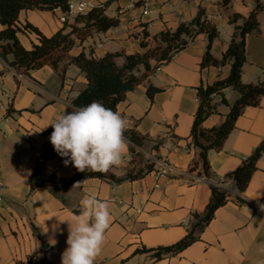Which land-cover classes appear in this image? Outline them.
Returning <instances> with one entry per match:
<instances>
[{"label":"crops","instance_id":"1","mask_svg":"<svg viewBox=\"0 0 264 264\" xmlns=\"http://www.w3.org/2000/svg\"><path fill=\"white\" fill-rule=\"evenodd\" d=\"M87 1L92 3L88 9L105 6L106 13L119 17L120 23L106 31L93 30L86 37L73 34L75 45L57 68L45 63L19 79L16 69L0 56V181L4 183L0 186V264H61L67 247L66 221L73 223V214H79L87 196L107 201L112 217L95 264H264V154L241 194L243 201L233 198L220 206L199 238L183 250L161 257L154 254L153 248L176 243L188 233L194 213L204 212L212 194L210 181L189 170L198 157L190 136L199 105L197 86L227 76L231 62L202 66L209 42L206 32L159 65V70L158 60L151 58L157 67L118 105L117 112L128 121V128L136 127L147 135L146 153L134 159L124 136L128 142L124 163L109 172L117 176H126L131 169L137 172L151 160L150 154L169 160L181 175H157L155 162L152 170L135 179L115 183L90 177L82 184H67L64 180L77 169L71 163L65 166L59 154L34 174L37 156L50 143L44 131L52 127L47 125L64 114L87 85L81 68L70 62L75 55L82 50L96 57L119 53L116 61L123 65L126 54L155 46L161 31L175 30L203 8L219 30L211 52L221 58L235 29L231 15L247 16L259 4L260 30L246 37L247 60L242 70L244 82L257 83L264 80V0ZM59 15L58 8L23 9L20 21H30L52 35L66 23ZM19 38L28 48L38 41L37 34L27 29ZM138 71L140 75L146 70L141 66ZM151 83L161 88L153 98L147 93ZM239 95L233 87L217 93L216 111L204 126L221 124ZM263 137L264 94L260 104L244 108L222 148L209 151L213 170L219 177H229Z\"/></svg>","mask_w":264,"mask_h":264},{"label":"trees","instance_id":"2","mask_svg":"<svg viewBox=\"0 0 264 264\" xmlns=\"http://www.w3.org/2000/svg\"><path fill=\"white\" fill-rule=\"evenodd\" d=\"M58 7L66 9L67 0H0V24H2V28H0V56L10 66L27 75H31V70L39 68L45 63H50L57 68L63 57L62 54L68 52L75 45L73 34L77 33L83 37L93 30L106 31L120 23L119 17L108 15L106 7L101 5L77 14L73 24L64 23L62 28L52 35L43 33L30 21L24 23L20 21V13L23 9L53 10ZM259 7L258 4L247 16L237 12L231 15L230 21L235 25V29L221 58L215 57L211 52L212 43L219 35V30L209 20L205 10L200 8L194 18L190 21L181 22L175 30L161 31L158 35L159 42L155 46L149 47L144 52L126 54V61L123 65L118 64L116 61V56L119 53L112 52L96 57L88 55L82 50L70 61L81 68L88 82L76 95L64 114L72 111L73 108L86 106L93 101H99L105 107L117 112L118 105L126 99L127 93L136 89L147 78L152 68L168 62L177 52L203 32L208 34L209 42L203 56L202 66L222 65L227 61L231 62L227 76L219 78L213 83H201L197 86L199 105L190 136L191 144L198 150V157L189 170L197 171L199 176H204L210 181L212 191L210 201L203 213H194V222L183 238L171 245H160L153 248L156 257L183 250L199 238V233L209 224L215 211L220 206L225 205L233 198L243 201L241 194L247 188L252 174L258 167V159L264 154L263 137L260 144L243 159L233 173L224 178L219 177L213 170L208 157L211 149L219 150L222 148L224 141L235 127L236 120L242 114L244 108L247 105L260 104L261 97L264 94V80L257 83L242 80V70L247 60L246 37L249 33H257L260 30V22L257 18ZM69 26H71V29L68 31ZM26 29L35 32L38 38V41L34 42L30 48L25 47L19 38V33ZM59 49L63 51L58 52ZM10 55L12 58H10ZM151 58L158 60L157 66H152ZM141 66L146 71L143 75H138L136 70H139ZM228 87L238 90L239 97L231 105L229 113L221 124L210 127L204 126V121L216 111L214 96L217 93H222ZM159 90L161 88L152 83L147 87V93L151 98ZM52 131L53 128H48L44 132L50 136ZM124 136L130 141V151L133 158L141 157L142 159L143 152L139 148L144 147L147 135L136 127H132L126 129ZM57 154L50 142L37 156L34 174L40 172L47 161ZM154 164L155 161L147 160L145 167L140 168L137 172L131 169L126 176H117L112 172H79L77 170L70 179L64 180V183L82 184L84 180L90 177L108 178L115 183H119L126 179L143 176L154 168ZM232 180L233 183H231ZM234 189L236 192L233 191ZM142 250L152 249L144 247Z\"/></svg>","mask_w":264,"mask_h":264},{"label":"clouds","instance_id":"3","mask_svg":"<svg viewBox=\"0 0 264 264\" xmlns=\"http://www.w3.org/2000/svg\"><path fill=\"white\" fill-rule=\"evenodd\" d=\"M49 125L53 128L50 142L65 158V166L71 163L79 172L108 173L123 165L128 151L124 137L128 121L101 102L73 108ZM78 212L72 216L73 223L66 221L67 247L61 264H95L106 241L112 221L109 203L87 196Z\"/></svg>","mask_w":264,"mask_h":264},{"label":"built area","instance_id":"4","mask_svg":"<svg viewBox=\"0 0 264 264\" xmlns=\"http://www.w3.org/2000/svg\"><path fill=\"white\" fill-rule=\"evenodd\" d=\"M91 2L87 0H67V8L62 9L61 7H58L60 10V16L59 18L62 21H66L70 15L74 14H79V13H84L88 10V8L91 6ZM147 10V7H145V11ZM161 67L158 66L157 70H159ZM17 73V72H16ZM19 79H24V74L18 73ZM143 153H146L144 148H139ZM151 158V160L155 161L158 163V168L156 169V174L157 175H167V176H172L174 175H181L183 172L175 169L171 162L167 159H158L156 157H153V155L148 156ZM3 181H0V186L3 187ZM236 192V190H233ZM2 200V196H0V201ZM120 202H123L122 200ZM140 211V209H138Z\"/></svg>","mask_w":264,"mask_h":264},{"label":"rangeland","instance_id":"5","mask_svg":"<svg viewBox=\"0 0 264 264\" xmlns=\"http://www.w3.org/2000/svg\"><path fill=\"white\" fill-rule=\"evenodd\" d=\"M59 16H60V15H59ZM75 16H76V14H74V15H70V16H69V17H71L70 20H69V21H70L69 23L73 24V23L75 22ZM68 19H69V18H68ZM63 22H67V21H63ZM87 35H88V34H87ZM87 35H85V36H83V37H86ZM62 51H63L62 49H59V50H58V52H62ZM67 53H68V52H64V53L62 54V56H63V57L66 56ZM63 57H62V58H63ZM62 68H63V67H62ZM15 72H17V73H16L17 76H18V73L25 74V73L22 72V71H17V70H15ZM137 72H140V71L137 70ZM137 74H138V73H137ZM140 75H143V74H140ZM24 76H25V75H24ZM18 78H19V77H18ZM152 80H153V79H152Z\"/></svg>","mask_w":264,"mask_h":264}]
</instances>
